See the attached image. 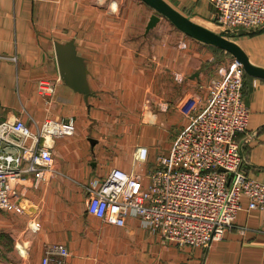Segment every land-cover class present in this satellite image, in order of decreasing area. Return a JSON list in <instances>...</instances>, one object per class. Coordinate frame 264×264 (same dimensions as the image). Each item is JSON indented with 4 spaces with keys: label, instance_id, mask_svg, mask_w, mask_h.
<instances>
[{
    "label": "crops",
    "instance_id": "obj_1",
    "mask_svg": "<svg viewBox=\"0 0 264 264\" xmlns=\"http://www.w3.org/2000/svg\"><path fill=\"white\" fill-rule=\"evenodd\" d=\"M166 1L224 31L210 0ZM155 14L143 0H0V121L20 119L33 131L54 118L76 124L51 142L43 177L27 172L16 185L22 211L0 209V264H42L50 243L69 250L64 264H264V206L250 209L246 196L233 226L209 247L165 243L137 217L119 226L88 211L91 189L113 167H155L188 124L183 108L204 106L211 80L236 60L161 15L150 28ZM246 31L226 37L264 69V26ZM71 39L85 58L88 100L61 79L55 44ZM42 81L55 84L52 95L40 93ZM243 101L250 111L238 136L244 170L264 182V78L245 72ZM141 145L149 149L145 162L136 159Z\"/></svg>",
    "mask_w": 264,
    "mask_h": 264
},
{
    "label": "built area",
    "instance_id": "obj_2",
    "mask_svg": "<svg viewBox=\"0 0 264 264\" xmlns=\"http://www.w3.org/2000/svg\"><path fill=\"white\" fill-rule=\"evenodd\" d=\"M210 1L223 30L264 26V0ZM244 77L242 64L234 60L211 80L204 106L191 102L183 108L188 124L173 137L168 153L156 157L155 167L143 172L113 167L91 189L89 213L119 226L137 217L165 243L209 247L233 226L243 196L250 209L262 208L264 182L246 174L238 140L250 116L243 101ZM39 90L52 95L55 84L42 81ZM75 130L73 118L48 119L36 131L20 119L0 121V148L19 150L0 154V209L22 211L14 200L16 185L27 172L43 177L53 163L51 142ZM148 154L147 146L137 147L138 161L145 162ZM68 256L64 244H46L42 264H64Z\"/></svg>",
    "mask_w": 264,
    "mask_h": 264
},
{
    "label": "water",
    "instance_id": "obj_3",
    "mask_svg": "<svg viewBox=\"0 0 264 264\" xmlns=\"http://www.w3.org/2000/svg\"><path fill=\"white\" fill-rule=\"evenodd\" d=\"M143 1L157 13L150 19V28L154 26L159 19V15H161L189 36L204 43L219 47L230 53L242 64L244 71L247 74L264 78V69L251 64L243 50L234 41L226 37L228 34L234 35L235 33H246V30H240L237 32L224 30L222 33H218L177 11L166 0ZM55 48L61 79L74 92L83 94L88 100L92 92L88 81L85 58L78 53L75 41L71 39L67 42H56Z\"/></svg>",
    "mask_w": 264,
    "mask_h": 264
},
{
    "label": "rangeland",
    "instance_id": "obj_4",
    "mask_svg": "<svg viewBox=\"0 0 264 264\" xmlns=\"http://www.w3.org/2000/svg\"><path fill=\"white\" fill-rule=\"evenodd\" d=\"M210 84V83H209ZM209 86V85H208ZM153 120H154V118H153ZM148 121H151V119L150 120H148ZM143 124H146V123H141V125H143ZM177 135V134H176ZM168 152V151H167Z\"/></svg>",
    "mask_w": 264,
    "mask_h": 264
}]
</instances>
